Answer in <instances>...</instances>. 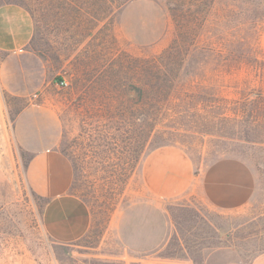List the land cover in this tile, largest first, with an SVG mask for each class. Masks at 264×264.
Masks as SVG:
<instances>
[{"label": "rangeland", "instance_id": "rangeland-1", "mask_svg": "<svg viewBox=\"0 0 264 264\" xmlns=\"http://www.w3.org/2000/svg\"><path fill=\"white\" fill-rule=\"evenodd\" d=\"M128 1L0 0L34 25V58L11 63L9 82L35 83L21 97L0 84V264H249L264 252V0H149L165 30L146 45L118 28ZM20 113L22 136L44 137L27 146L71 164L90 214L76 241L43 228ZM160 146L191 162L177 196L141 178Z\"/></svg>", "mask_w": 264, "mask_h": 264}, {"label": "crops", "instance_id": "crops-1", "mask_svg": "<svg viewBox=\"0 0 264 264\" xmlns=\"http://www.w3.org/2000/svg\"><path fill=\"white\" fill-rule=\"evenodd\" d=\"M165 15L149 0H129L121 10L118 28L132 43L152 44L165 30ZM33 20L20 5H0V84L13 96H27L35 83L27 75L16 85L9 82L10 64L34 58L27 51L33 34ZM135 34L142 35L139 39ZM28 61V60H27ZM19 73V67H18ZM11 78V77H10ZM20 113L16 119V138L32 156L26 168L28 186L47 200L43 210V228L58 243H70L82 238L89 229L90 214L82 200L70 193L73 171L69 160L61 153L45 148H29L41 145L44 137L36 132L28 139L22 136ZM20 130V131H19ZM34 143H37L36 145ZM192 165L187 155L173 146H160L143 159L141 178L145 187L158 197H173L189 186ZM249 264H264V252L256 255Z\"/></svg>", "mask_w": 264, "mask_h": 264}, {"label": "trees", "instance_id": "trees-1", "mask_svg": "<svg viewBox=\"0 0 264 264\" xmlns=\"http://www.w3.org/2000/svg\"><path fill=\"white\" fill-rule=\"evenodd\" d=\"M152 63H151V65H152V67L153 66H157V64L155 63V62H153V61H151ZM149 63L146 61V60H142V61H140V63H139V68L140 69H142V67L144 66V65H148ZM139 90H140V88H138ZM139 94H140V92H139ZM139 98H141V97H139ZM142 99V98H141ZM47 202V201H46ZM45 202V203H46Z\"/></svg>", "mask_w": 264, "mask_h": 264}, {"label": "built area", "instance_id": "built-area-1", "mask_svg": "<svg viewBox=\"0 0 264 264\" xmlns=\"http://www.w3.org/2000/svg\"><path fill=\"white\" fill-rule=\"evenodd\" d=\"M61 84H62V85H64V86H66V85H67V83H66V82H61Z\"/></svg>", "mask_w": 264, "mask_h": 264}]
</instances>
